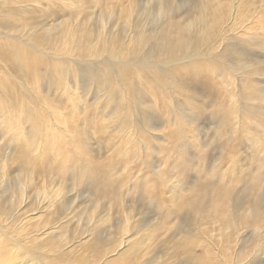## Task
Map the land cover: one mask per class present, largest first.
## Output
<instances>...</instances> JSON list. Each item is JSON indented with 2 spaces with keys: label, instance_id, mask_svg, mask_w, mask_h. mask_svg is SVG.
<instances>
[{
  "label": "rangeland",
  "instance_id": "1",
  "mask_svg": "<svg viewBox=\"0 0 264 264\" xmlns=\"http://www.w3.org/2000/svg\"><path fill=\"white\" fill-rule=\"evenodd\" d=\"M0 264H264V0H0Z\"/></svg>",
  "mask_w": 264,
  "mask_h": 264
}]
</instances>
